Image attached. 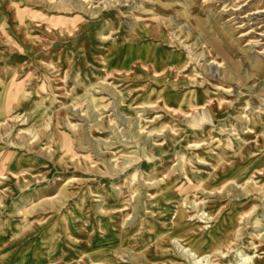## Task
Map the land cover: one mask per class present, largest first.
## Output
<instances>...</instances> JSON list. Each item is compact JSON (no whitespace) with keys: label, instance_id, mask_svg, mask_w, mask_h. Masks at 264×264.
<instances>
[{"label":"rangeland","instance_id":"1","mask_svg":"<svg viewBox=\"0 0 264 264\" xmlns=\"http://www.w3.org/2000/svg\"><path fill=\"white\" fill-rule=\"evenodd\" d=\"M0 264H264V0H0Z\"/></svg>","mask_w":264,"mask_h":264},{"label":"crops","instance_id":"2","mask_svg":"<svg viewBox=\"0 0 264 264\" xmlns=\"http://www.w3.org/2000/svg\"><path fill=\"white\" fill-rule=\"evenodd\" d=\"M144 49H145V52H146V53H144V55H146L147 52H148L147 56H149V50H150L151 48L144 46ZM147 56H146V57H147ZM169 57H170V56L167 55V54H164V53L161 54V58H162L163 60H165V62L169 61V62L171 63V61H170L171 58H169ZM176 59H177V58H176ZM136 60H140V59H136ZM177 61H178V60H174L172 63H173V64H176ZM165 62H164V63H165ZM161 64H162V63H161ZM170 101H171V100H170ZM171 103L174 104V103H177V102L171 101Z\"/></svg>","mask_w":264,"mask_h":264}]
</instances>
